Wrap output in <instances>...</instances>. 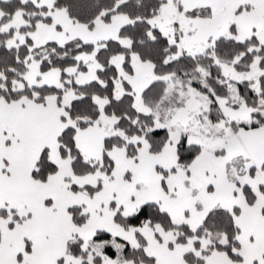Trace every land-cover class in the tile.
<instances>
[{"label":"snow or ice","instance_id":"snow-or-ice-1","mask_svg":"<svg viewBox=\"0 0 264 264\" xmlns=\"http://www.w3.org/2000/svg\"><path fill=\"white\" fill-rule=\"evenodd\" d=\"M0 264H264V0H0Z\"/></svg>","mask_w":264,"mask_h":264}]
</instances>
